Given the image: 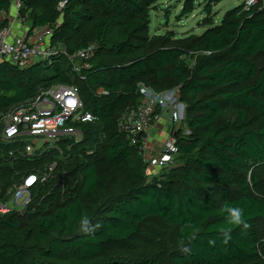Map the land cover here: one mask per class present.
<instances>
[{
  "label": "trees",
  "instance_id": "obj_1",
  "mask_svg": "<svg viewBox=\"0 0 264 264\" xmlns=\"http://www.w3.org/2000/svg\"><path fill=\"white\" fill-rule=\"evenodd\" d=\"M158 1H24L20 16L31 29L53 27L54 45L75 54L92 40L98 51L80 74L64 56L27 69L0 64V113L42 86L64 84L79 88L96 120L78 125L84 140L71 150L73 141H63V158L52 152L43 160L58 158L60 172L36 189L27 211L0 215V264H264V0L249 10L241 4L220 23L211 18L202 35L186 38L150 36ZM222 1L210 0L206 14ZM13 2L0 0V12L9 13ZM194 10V1H186L184 15ZM7 25L0 22V30ZM190 55L193 67L185 60ZM141 84L156 93L179 87L186 105L176 133L180 166L151 182L141 144L119 129L122 117L142 105ZM36 164L16 166L27 174ZM6 168L0 161L4 188L12 181ZM114 188L124 191L112 194ZM229 206L242 208L250 227L229 225ZM85 216L91 233L81 230ZM154 218L176 228L184 247L168 261L124 246ZM118 249L122 255L110 254Z\"/></svg>",
  "mask_w": 264,
  "mask_h": 264
},
{
  "label": "built area",
  "instance_id": "obj_2",
  "mask_svg": "<svg viewBox=\"0 0 264 264\" xmlns=\"http://www.w3.org/2000/svg\"><path fill=\"white\" fill-rule=\"evenodd\" d=\"M24 1L14 0L18 12L14 20L26 25L25 19L20 16ZM257 2L246 0V10ZM65 4H60V11ZM5 20H9V13L0 12V21ZM54 33L55 29L51 26L28 27L23 36H16L13 26L8 24L0 30V64L9 63L27 69L37 63L51 64L54 58L64 56L70 62L73 73L80 74L90 69V61L98 51L97 44L70 54L65 46L52 43ZM140 92L143 97L140 109L127 112L119 121V129L132 145L141 144V154L149 172L174 168V155L177 154L175 134L185 119L180 88L156 93L141 84ZM98 94H104V91L100 90ZM165 117L171 124V131L162 150L156 153L149 144V131L154 122ZM95 120L86 109L79 88L64 84L42 86L34 98L1 112L0 161L10 166L6 169L12 181L7 188L0 185V215L27 211L34 203L36 189L55 181L60 172L58 158L51 162L43 160L52 152L63 158V141H73L67 145V149L71 150L74 144L84 140V133L78 125ZM31 161L37 163L34 172L24 174L18 170L17 164Z\"/></svg>",
  "mask_w": 264,
  "mask_h": 264
},
{
  "label": "rangeland",
  "instance_id": "obj_3",
  "mask_svg": "<svg viewBox=\"0 0 264 264\" xmlns=\"http://www.w3.org/2000/svg\"><path fill=\"white\" fill-rule=\"evenodd\" d=\"M186 1L191 2V0H159L156 4V9L151 15L152 23L150 26V36H164L169 32H174L177 38H186L190 35H202L208 29L207 24L209 19L212 18L216 23H220L223 16L228 11L235 9L246 2V0H223L218 4H212V12L207 15L205 8L209 5L210 0H193L195 3V10L184 15L183 11ZM61 3L58 5V11H60L59 8ZM61 23L62 19H58L56 22V24ZM87 35H90L89 30L87 31ZM88 44V46H90L96 44V42L90 40ZM185 60L192 67L195 65L196 58L193 57V55L185 57ZM186 131H188V135H190V131ZM176 158L177 154L174 155V160L176 164L175 166L178 167L180 164L178 161H176ZM172 169L173 168L162 171L156 169L152 172H149L148 169H146L147 176L145 177V180H147V182H151L155 179H165V176H167ZM249 173L251 175L252 171H249ZM260 174L262 178H264V172H260ZM111 178H113V172L110 173L109 179ZM110 191L113 194L114 191L121 192L124 190L119 188L116 190L114 188V190ZM124 246L130 248H134L135 246L141 247L142 255H145L144 257H150L156 254L164 261L169 260V255L173 251L184 249V247L179 244L177 229L168 226L159 218H154L147 221L142 227L138 239L135 240V242L126 244ZM113 252L116 255H122L123 253L121 249L114 250L110 254Z\"/></svg>",
  "mask_w": 264,
  "mask_h": 264
},
{
  "label": "crops",
  "instance_id": "obj_4",
  "mask_svg": "<svg viewBox=\"0 0 264 264\" xmlns=\"http://www.w3.org/2000/svg\"><path fill=\"white\" fill-rule=\"evenodd\" d=\"M17 15L18 12L13 3L12 8L9 12V20H5V21H8V24L13 26V32L16 36H23L27 32L28 26L27 24L26 25L21 24L19 20H14ZM0 22H4V21H0ZM170 131H171V124L166 119V117L152 124L151 129L149 131L150 133L149 144L152 147L153 151L157 153L162 150L163 146L168 140Z\"/></svg>",
  "mask_w": 264,
  "mask_h": 264
},
{
  "label": "clouds",
  "instance_id": "obj_5",
  "mask_svg": "<svg viewBox=\"0 0 264 264\" xmlns=\"http://www.w3.org/2000/svg\"><path fill=\"white\" fill-rule=\"evenodd\" d=\"M225 210L227 212V223L229 225L243 226L245 229L250 227L244 219V210L242 208L229 206L226 207ZM95 227H99V225H96ZM81 230L85 233H91L95 230L86 216L81 220ZM222 235L224 243H227L228 240L231 239L230 229L223 230ZM210 243H214V241H210Z\"/></svg>",
  "mask_w": 264,
  "mask_h": 264
},
{
  "label": "water",
  "instance_id": "obj_6",
  "mask_svg": "<svg viewBox=\"0 0 264 264\" xmlns=\"http://www.w3.org/2000/svg\"><path fill=\"white\" fill-rule=\"evenodd\" d=\"M175 136H176V134H175Z\"/></svg>",
  "mask_w": 264,
  "mask_h": 264
}]
</instances>
